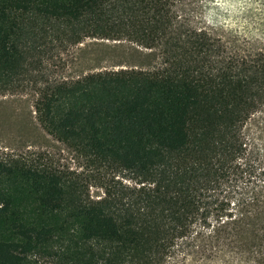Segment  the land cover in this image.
Instances as JSON below:
<instances>
[{
  "label": "trees",
  "instance_id": "trees-1",
  "mask_svg": "<svg viewBox=\"0 0 264 264\" xmlns=\"http://www.w3.org/2000/svg\"><path fill=\"white\" fill-rule=\"evenodd\" d=\"M86 38L161 61L38 76L46 44ZM30 79L41 127L127 183L90 199L74 177L0 159V264H174L223 246L264 264V162L243 133L264 108V49L230 51L174 0H0V91ZM247 173L261 181L243 190Z\"/></svg>",
  "mask_w": 264,
  "mask_h": 264
},
{
  "label": "rangeland",
  "instance_id": "rangeland-1",
  "mask_svg": "<svg viewBox=\"0 0 264 264\" xmlns=\"http://www.w3.org/2000/svg\"><path fill=\"white\" fill-rule=\"evenodd\" d=\"M174 2L185 23L219 38L230 51L264 49V0ZM42 51V74L38 76L49 80H71L100 70H149L161 61L157 50L125 40L86 38L76 45L46 44ZM39 85L40 81L36 83L30 79L20 89L0 91V159L21 160L74 177L81 184L84 195L90 199L103 196L106 181L126 182L122 174L114 176L108 168L90 163L41 127L34 112ZM243 133L249 146L255 150L254 155L264 162V108L245 122ZM245 176L250 181L243 190L250 189L252 181H261L248 173ZM174 264L258 263L243 250L223 246L206 251L202 248L196 251L185 249Z\"/></svg>",
  "mask_w": 264,
  "mask_h": 264
}]
</instances>
